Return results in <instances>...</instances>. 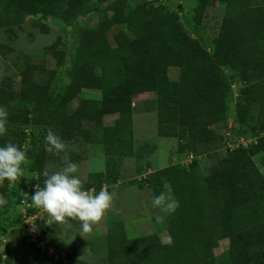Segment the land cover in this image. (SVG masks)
<instances>
[{"label":"trees","instance_id":"trees-1","mask_svg":"<svg viewBox=\"0 0 264 264\" xmlns=\"http://www.w3.org/2000/svg\"><path fill=\"white\" fill-rule=\"evenodd\" d=\"M176 1V10L154 12L144 2L128 7L126 0H6L0 6V20L5 24L18 25L29 16L30 26L42 27L44 19L59 12L68 22L66 26L75 27L77 32L61 89L51 92L49 83L20 80L14 98L16 107L10 116L21 127L6 130L0 136V146L11 142L25 151L23 172L32 173L29 187L40 188L46 179L42 168L46 151L44 140L35 136L40 134L39 128L51 126L74 134L83 122H98L101 116L114 114L112 125L100 126L103 154L108 160L131 156L132 97L153 92L156 135L175 138L177 150L192 155L189 162L167 165L144 179L154 196L162 192L163 183L169 184L179 202L176 211L167 217L166 230L173 243L162 244L153 235L125 238L117 221L106 230L114 242L108 248L107 264H209L212 249L220 239L227 240L229 264H264V176L252 159L259 153L264 166V4L253 5L252 0H199L193 7L195 23L207 4H223L211 47L206 49L180 26L177 11L181 1ZM88 12L96 22L85 29L77 25L76 19ZM113 24L118 29L111 46L105 31ZM54 54L60 67L64 53ZM168 67L175 69L172 79L166 73ZM224 67L234 71L233 82L239 87L234 123L219 133L213 126L226 125L225 100L231 87ZM82 88L100 92L96 107L91 108L81 98L70 108V101ZM9 96L0 93V106L10 100ZM22 102L29 103V107ZM253 105L260 119L257 128L244 137L239 126L246 123ZM91 127L99 128L98 123ZM239 137L247 142H235ZM215 146L223 147V154L214 162L218 151L207 149ZM200 155L213 160L206 173L198 161ZM105 169L86 181L84 189L98 193L103 183L112 182L110 171ZM18 180L11 184L5 180L0 185V195L7 199L3 194L6 189L16 199L0 215L8 224L17 220L19 213ZM68 224L80 222L69 220ZM48 225L55 231L64 226L52 221ZM0 231L11 235L14 229L6 231L0 223ZM37 239L42 241L39 234ZM0 246V264H6L10 249L17 247L2 238ZM35 249L33 264H59L53 255ZM70 259L71 264H86Z\"/></svg>","mask_w":264,"mask_h":264},{"label":"rangeland","instance_id":"rangeland-1","mask_svg":"<svg viewBox=\"0 0 264 264\" xmlns=\"http://www.w3.org/2000/svg\"><path fill=\"white\" fill-rule=\"evenodd\" d=\"M83 1L90 2L91 0ZM180 1L181 9L177 11L180 26L189 36L199 41L203 47L210 49L211 38L216 33L223 13V4H207L202 9L199 22L195 23L193 21V7L198 5L199 0L197 2L196 0ZM140 2L146 3L154 12H157L164 9L176 10L177 1L126 0L128 7H133ZM5 3L6 0H0V6ZM251 4H264V0H252ZM29 20L30 17L26 16L23 22L18 25L5 24L0 20V93L10 95V100L3 106L8 111L7 130L21 127V125L14 123L10 116L16 107L14 98L17 95L20 80L25 79L37 84L49 83L51 92L58 91L63 87L64 71L69 66V59L75 46L76 28L66 26L68 22L62 19V13L57 12L53 16H48L44 19L42 27L30 26ZM76 20L78 26L87 29L94 25L96 17L88 12ZM117 29L118 26L113 24L105 31V37L111 46L113 45L112 37ZM55 51L64 53L63 64L60 67H58L59 62L55 58ZM93 63L96 65L98 61L94 59ZM174 72V68L168 67L166 70L170 79L173 78ZM223 72L231 82V87L225 100L227 106L226 125L223 126V123L213 126V129L219 133L232 125L235 97L239 87L237 82H233L236 79L233 70L224 67ZM81 98L88 101L89 106L94 108L99 104L100 92L93 88H82L78 95L70 101V108H74ZM154 101L153 92H144L132 97L130 115L132 155L128 157H113L108 160L109 158L102 151L100 126L112 125L116 118L114 114L103 115L98 122L96 120L88 123L83 122L74 134L51 126L39 128L40 134H36V131V139L44 140L47 130L51 128L67 145L65 152L59 154L46 152L42 164L45 171L52 172L61 168L64 165V157L67 155L71 162L78 165V172L75 175L81 179L84 188L86 181L92 179L97 173H103L105 168H108L109 177L113 180L103 183L101 188H107L113 195V202L104 218L98 224L93 225V231L83 238L80 236L81 224H67L60 227L59 231H55L54 227L48 225L51 223L49 219L45 221L40 218L47 216L42 210L28 207L27 209L23 208L24 212L16 204V210L19 211L18 215L15 216L17 220L8 224L7 220L0 219V223L6 227V231L14 229L11 235H6L5 231H0V239H5L17 247V250L13 247L10 249L6 264H33L37 252L35 248L29 246L27 237L24 235L22 226L25 218L22 217V213L35 215L33 223L36 232L42 241L52 245L53 249L62 251L64 253L63 258H74L84 261L86 264H107L108 248L114 246V242L107 237L106 230L117 221L121 222L125 238L153 235L161 242L164 237L168 236L166 230L168 215L165 216L163 223L156 222L157 215L164 216L165 214L152 206L151 201L154 195L144 179L149 177L152 171L175 163L183 165L187 159L184 152L181 153L177 150L175 138L156 135ZM21 104L29 107V103L22 102ZM246 118V123L239 126L244 137H248L250 131L257 128L256 122L260 117L256 105L250 107ZM94 123H98V129L91 127ZM237 141L235 140V142ZM231 146L232 144L229 143V148ZM35 147L38 148L39 144ZM215 149L218 152L213 160L219 159L218 156L223 154V147L215 146L207 150ZM204 157L206 156L200 155L198 161L201 163L202 172L206 173L213 160H207L208 158ZM252 159L261 175L264 176V166L260 164V154H254ZM24 165L21 167L23 168ZM31 178L32 173L23 172V176L18 180L17 198L19 200L22 198L27 203H30L31 196L35 193V190L29 187ZM102 179L103 177H101ZM164 184H162V191H166ZM3 194L8 198L5 199L6 204L0 205V215L3 209L10 208V204L16 202L15 197L8 193V190L5 189ZM226 248L227 240H218L212 249V259L209 264H229L226 258Z\"/></svg>","mask_w":264,"mask_h":264},{"label":"clouds","instance_id":"clouds-1","mask_svg":"<svg viewBox=\"0 0 264 264\" xmlns=\"http://www.w3.org/2000/svg\"><path fill=\"white\" fill-rule=\"evenodd\" d=\"M8 111L0 106V136L6 133ZM45 151L59 154L65 152L67 145L51 128L47 130L44 138ZM27 162L24 150L9 142L0 146V185L5 180L15 182L23 176V164ZM78 165L71 162L67 155L64 165L58 170L44 171L46 177L43 187L37 188L31 196V201L38 209L47 214V218L55 223L67 225L69 220L79 221L81 224V237L93 231V225L98 224L105 213L111 208L113 195L103 187L98 193L94 190H84L81 179L75 175ZM166 191L152 198V206L158 208L165 215H157L156 222L163 223L166 215H170L179 207V202L172 195L169 184L165 183ZM5 198L0 195V205L6 204ZM162 244L173 243L170 235L161 240Z\"/></svg>","mask_w":264,"mask_h":264},{"label":"built area","instance_id":"built-area-1","mask_svg":"<svg viewBox=\"0 0 264 264\" xmlns=\"http://www.w3.org/2000/svg\"><path fill=\"white\" fill-rule=\"evenodd\" d=\"M225 135H229V131H225ZM239 139V141H237ZM237 142L239 143H245L247 142V140H244L243 138L239 137L236 139ZM192 158V155L190 153H188L186 155V159L187 162H189V160ZM38 187L37 186H32V189L36 190ZM88 190H93L92 188H89ZM19 206H20V210L24 211V209H27L28 207H31L33 209H37L36 206H34V204L32 203V201L30 200V203L25 202L24 199L20 198L19 200ZM24 208V209H23ZM41 211V209H40ZM25 212V211H24ZM22 217L25 218L24 220V224L22 226L23 230H24V235L27 237V241L29 243H32L34 245L35 248H37L39 251H46L47 255H53V257L55 259L58 260L59 263L61 264H71L72 261L70 258L66 259L63 258L64 253L62 251L53 249V247L48 246L46 244H44L42 241H39L37 239V233H36V229L34 227V223H33V217H35V215H27L22 213ZM41 219L43 218L45 221H48L47 216L44 217H40ZM2 248V246H0V249ZM2 258H4V256L2 255Z\"/></svg>","mask_w":264,"mask_h":264}]
</instances>
